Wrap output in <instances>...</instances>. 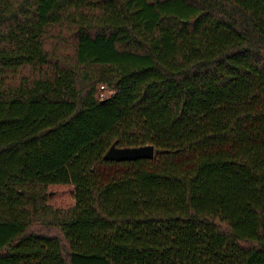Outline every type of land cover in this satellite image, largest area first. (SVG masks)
<instances>
[{"label": "trees", "instance_id": "obj_1", "mask_svg": "<svg viewBox=\"0 0 264 264\" xmlns=\"http://www.w3.org/2000/svg\"><path fill=\"white\" fill-rule=\"evenodd\" d=\"M0 264H264V0H0Z\"/></svg>", "mask_w": 264, "mask_h": 264}, {"label": "water", "instance_id": "obj_2", "mask_svg": "<svg viewBox=\"0 0 264 264\" xmlns=\"http://www.w3.org/2000/svg\"><path fill=\"white\" fill-rule=\"evenodd\" d=\"M155 147L153 145H146L140 147H125L118 148L113 145L106 153L105 158L116 161H132L143 158H154Z\"/></svg>", "mask_w": 264, "mask_h": 264}, {"label": "rangeland", "instance_id": "obj_3", "mask_svg": "<svg viewBox=\"0 0 264 264\" xmlns=\"http://www.w3.org/2000/svg\"><path fill=\"white\" fill-rule=\"evenodd\" d=\"M110 94V90L102 89L101 85L98 88V94ZM49 203L58 209H67L75 203L73 187L71 185H53L49 188Z\"/></svg>", "mask_w": 264, "mask_h": 264}, {"label": "built area", "instance_id": "obj_4", "mask_svg": "<svg viewBox=\"0 0 264 264\" xmlns=\"http://www.w3.org/2000/svg\"><path fill=\"white\" fill-rule=\"evenodd\" d=\"M101 87H102L103 90L106 89L105 86H101ZM98 95H99V98H100V99H104L105 96H106V94H104L103 92H100Z\"/></svg>", "mask_w": 264, "mask_h": 264}]
</instances>
